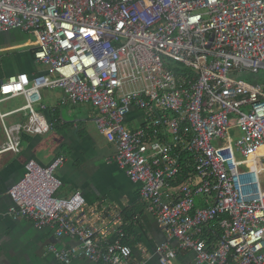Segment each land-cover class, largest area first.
<instances>
[{"label":"built area","instance_id":"2783aa9c","mask_svg":"<svg viewBox=\"0 0 264 264\" xmlns=\"http://www.w3.org/2000/svg\"><path fill=\"white\" fill-rule=\"evenodd\" d=\"M11 30L33 36L47 74L2 83V95L26 99L25 120L6 128V150L21 149L14 131L51 129L35 104L41 89H61L63 103L95 108L96 126L140 185L146 210L196 264H264V0H0V34ZM246 70L257 82L238 77ZM135 109L144 123L130 130ZM65 161L27 162L8 191L13 217L76 239L51 245L62 264H144L121 241L122 229L110 241L86 223L82 192L58 196ZM215 221L217 242L206 231ZM156 254L161 264L177 256L167 243Z\"/></svg>","mask_w":264,"mask_h":264},{"label":"crops","instance_id":"0c3cea01","mask_svg":"<svg viewBox=\"0 0 264 264\" xmlns=\"http://www.w3.org/2000/svg\"><path fill=\"white\" fill-rule=\"evenodd\" d=\"M34 50V38L28 32L11 30L0 34V264H62L51 251V245L77 244L76 239L58 238L49 229H37L30 220L15 219L11 212L13 201L8 191L22 179L27 162L35 159L48 166L60 155L66 161L56 170L63 180L58 196L82 192L87 201L86 223L99 227L110 241L116 240L122 229L125 236L121 241L124 243L129 237L133 245L124 244L133 249V259L144 264H161L156 249L164 243L176 250L172 264H196L195 253L183 250L176 239L168 237L154 214L146 210L140 185L116 161L117 148L98 130L92 105L63 103V90L41 89L42 100L35 108L43 113L51 129L46 134L14 131L13 137L21 149L6 150V128L25 120V111L20 109L26 99L21 95L10 98L2 95V83L22 72L31 78L47 74L46 66L36 63ZM42 104L47 108L42 109ZM143 123L144 113L135 109L127 116L125 126L134 130ZM180 180L184 181L183 177ZM172 194L179 197V190H172ZM213 227L218 231H213ZM208 228V236L217 242L222 234L219 222ZM71 264L100 263L76 259Z\"/></svg>","mask_w":264,"mask_h":264},{"label":"rangeland","instance_id":"374dc122","mask_svg":"<svg viewBox=\"0 0 264 264\" xmlns=\"http://www.w3.org/2000/svg\"><path fill=\"white\" fill-rule=\"evenodd\" d=\"M1 55H2V54H0V56H1ZM238 77H239V78H243V79H245V80H249V81H251V82H257L256 80H257V78H258V74L253 73V72H251V71H249V70H246V71L242 72L241 74H239ZM244 110L248 111L247 108H245ZM232 122H233L234 125L237 123V116H233V118H232ZM47 133H48V132H47ZM237 133H238V129H237V128H234V129L232 130V134L235 136ZM45 134H46V133H45ZM262 152H263V151H262ZM263 183H264V180H263Z\"/></svg>","mask_w":264,"mask_h":264},{"label":"trees","instance_id":"16d2710c","mask_svg":"<svg viewBox=\"0 0 264 264\" xmlns=\"http://www.w3.org/2000/svg\"><path fill=\"white\" fill-rule=\"evenodd\" d=\"M180 181H181V180H180ZM212 230H213V231H215V230L218 231V230H217V227H213ZM207 232H208V231H207ZM124 243L130 244V245H133V244L129 241V237H126V238L124 239Z\"/></svg>","mask_w":264,"mask_h":264},{"label":"bare ground","instance_id":"6f19581e","mask_svg":"<svg viewBox=\"0 0 264 264\" xmlns=\"http://www.w3.org/2000/svg\"><path fill=\"white\" fill-rule=\"evenodd\" d=\"M261 151H263V152H264V147L261 149Z\"/></svg>","mask_w":264,"mask_h":264}]
</instances>
